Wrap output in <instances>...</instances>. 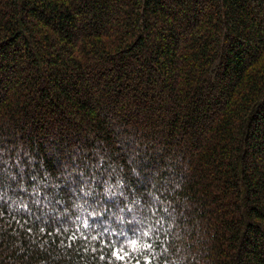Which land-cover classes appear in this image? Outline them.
<instances>
[{
    "label": "trees",
    "instance_id": "trees-1",
    "mask_svg": "<svg viewBox=\"0 0 264 264\" xmlns=\"http://www.w3.org/2000/svg\"><path fill=\"white\" fill-rule=\"evenodd\" d=\"M3 121L0 264H264V0H0Z\"/></svg>",
    "mask_w": 264,
    "mask_h": 264
},
{
    "label": "clouds",
    "instance_id": "clouds-1",
    "mask_svg": "<svg viewBox=\"0 0 264 264\" xmlns=\"http://www.w3.org/2000/svg\"><path fill=\"white\" fill-rule=\"evenodd\" d=\"M21 134V129L14 123H9L8 121L0 122V164H5L8 168H11L13 164H15L17 170L22 174L24 164L20 163L23 158L21 154L23 153L24 156H28L29 160L33 159V157L27 150V141L18 139ZM0 173H5L11 180H17L16 173L13 171L5 172L4 168H0ZM120 183L121 181L118 180L117 184L119 185ZM42 184H44V181L38 180L35 185L28 186L22 175L15 184L0 182V201H10L11 203L9 206H11V204L18 201V192H28L38 197L42 191L40 187ZM53 187H55V185H53ZM176 187L179 188L180 185ZM76 208L81 209L82 204L78 203ZM88 214L93 217L99 215L96 211H90ZM85 226H87L86 222ZM151 237V231L144 229L138 235H132L130 238L123 241L121 248L126 249V255L130 259L136 260L137 264H159L160 253L151 242ZM92 238L95 239V236ZM192 248L193 244L189 238L186 245L180 249L183 253L182 255L177 257L170 249L167 250L164 253L168 257L167 264H200L203 249L193 251ZM121 259H124V257H121ZM126 264H128L127 261Z\"/></svg>",
    "mask_w": 264,
    "mask_h": 264
}]
</instances>
